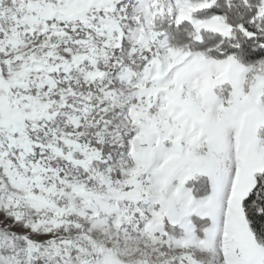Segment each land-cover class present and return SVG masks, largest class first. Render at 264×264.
I'll list each match as a JSON object with an SVG mask.
<instances>
[{
  "label": "snow or ice",
  "instance_id": "snow-or-ice-1",
  "mask_svg": "<svg viewBox=\"0 0 264 264\" xmlns=\"http://www.w3.org/2000/svg\"><path fill=\"white\" fill-rule=\"evenodd\" d=\"M0 264H264V0H0Z\"/></svg>",
  "mask_w": 264,
  "mask_h": 264
}]
</instances>
